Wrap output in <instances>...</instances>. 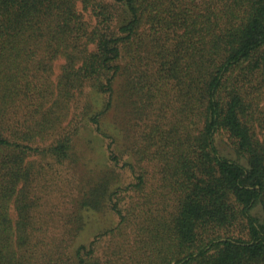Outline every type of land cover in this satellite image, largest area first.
Wrapping results in <instances>:
<instances>
[{"label": "trees", "instance_id": "obj_1", "mask_svg": "<svg viewBox=\"0 0 264 264\" xmlns=\"http://www.w3.org/2000/svg\"><path fill=\"white\" fill-rule=\"evenodd\" d=\"M259 206L264 0H0V264H264Z\"/></svg>", "mask_w": 264, "mask_h": 264}, {"label": "rangeland", "instance_id": "obj_2", "mask_svg": "<svg viewBox=\"0 0 264 264\" xmlns=\"http://www.w3.org/2000/svg\"><path fill=\"white\" fill-rule=\"evenodd\" d=\"M79 9L81 12L83 11L82 5L79 6ZM84 15L90 24H94V20L92 19V17H90V12H84ZM58 72H59V69L56 70V74H58ZM85 138L89 139V145H88L86 154L93 161V163L95 165H98L102 156H104V152L101 150V146H104L103 141L99 138L98 139L97 138H91L88 136ZM217 145H218V148H219L221 154L224 157L231 159V160H236L237 162H240L243 165H247V162L245 159L238 157V155L234 149V145H232L231 141L226 136L220 137L217 140ZM148 168L152 172V174L154 175L155 170L151 167H148ZM119 171L123 174L124 182L126 184L133 182L134 177L129 171H126V169L119 170ZM153 185H154V181H153ZM133 200H136V199H133ZM133 200L127 199V202H126L127 205L130 204V202H132ZM61 208H62V206H60V208H57L56 210L60 211ZM253 215L260 221H262L264 219V211L260 206L257 207L253 211ZM103 220H104L103 216H99V215L93 216V226H92V224H90L89 228L86 232L87 233L86 235L89 237V241L92 239V236L96 231V227H97L96 224L98 222H103ZM115 221H117V219ZM84 240L88 241V239L86 240V238H84Z\"/></svg>", "mask_w": 264, "mask_h": 264}]
</instances>
